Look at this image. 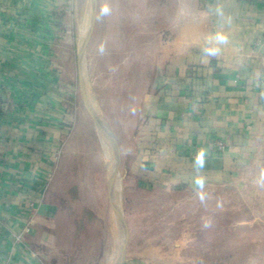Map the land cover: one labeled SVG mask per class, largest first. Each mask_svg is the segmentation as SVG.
I'll use <instances>...</instances> for the list:
<instances>
[{
    "label": "crops",
    "instance_id": "crops-1",
    "mask_svg": "<svg viewBox=\"0 0 264 264\" xmlns=\"http://www.w3.org/2000/svg\"><path fill=\"white\" fill-rule=\"evenodd\" d=\"M77 2L0 0V264H80L75 227L101 221L83 203L84 172L60 168L75 155L66 58L82 36ZM144 2L159 19L150 32L173 36L142 97L129 177L144 188L236 185L258 204L237 223H264V0ZM129 241L117 264H173Z\"/></svg>",
    "mask_w": 264,
    "mask_h": 264
},
{
    "label": "rangeland",
    "instance_id": "rangeland-1",
    "mask_svg": "<svg viewBox=\"0 0 264 264\" xmlns=\"http://www.w3.org/2000/svg\"><path fill=\"white\" fill-rule=\"evenodd\" d=\"M76 5L73 31H81L82 36L80 40L77 37L66 58L67 71L76 88L75 155L62 161L60 168L84 172L83 203L94 206L101 219L95 229L98 242L91 241L79 263H116L122 248V231L117 224V203L122 197L130 238L173 264H193L198 256L207 261L205 264H213L208 262V256L214 249V239L218 264H245L247 257L246 264H264V249L260 251L264 227L251 235L236 230L230 239L218 234L214 238L216 230L220 233L219 224L227 208L243 213L258 211V204L248 194H242L238 186H217L214 191L207 187L180 190L177 185L144 188L129 177L128 151L139 136L142 97L156 69L159 45L173 35L150 32L159 19L145 17L144 0H78ZM130 13L133 17H128ZM92 22L91 36L84 46ZM108 129L115 136L121 156L118 173V152L113 141L108 166L113 171L110 173L115 193L117 187L120 189L117 201L112 193L111 200L109 196ZM61 180L62 187L71 181Z\"/></svg>",
    "mask_w": 264,
    "mask_h": 264
},
{
    "label": "trees",
    "instance_id": "trees-1",
    "mask_svg": "<svg viewBox=\"0 0 264 264\" xmlns=\"http://www.w3.org/2000/svg\"><path fill=\"white\" fill-rule=\"evenodd\" d=\"M178 189H182L183 188V185H178L177 186ZM86 214H88L86 211L84 212ZM241 212L239 211H234L233 208H227L225 211H224V219L222 221V223L219 224L220 228H219V232L220 233H217V230L215 232V236L214 238H216V235L218 234L220 237H225L226 239H230V237H234L233 235H236V230L240 231V230H243V231H248L249 233H247L248 235H251L252 231L253 232H259L260 231V228H263L264 227V223H254L253 225H248V224H238L237 221H238V218L241 217ZM222 216V217H223ZM76 229V237L80 240V241H84L82 242V248H78V252H77V256H80L82 257L83 256V252L87 249L86 247L90 245L91 241L96 237L98 236L99 234H97V231L95 230L96 227L95 226H91V225H76L75 227ZM255 242V241H254ZM252 242L253 245H255V243ZM257 244L258 242H261V241H256ZM80 244V243H79ZM213 244L214 245V249L212 248L211 250V253L209 254L208 256V262L209 263H213V264H218V256H216L218 253H217V250H216V239H214L213 241ZM85 247V248H84ZM213 247V245H212ZM261 250L260 251H263L264 249V239L262 240V243H261ZM211 249V247L209 248ZM79 257V258H80ZM248 257L246 258V263H248ZM207 261L203 258H201V256H198L197 260H194L193 264H205Z\"/></svg>",
    "mask_w": 264,
    "mask_h": 264
},
{
    "label": "bare ground",
    "instance_id": "bare-ground-1",
    "mask_svg": "<svg viewBox=\"0 0 264 264\" xmlns=\"http://www.w3.org/2000/svg\"><path fill=\"white\" fill-rule=\"evenodd\" d=\"M89 29H90V26H89ZM89 29H88V31H89ZM87 31V32H88ZM86 76L85 77H87V74H85ZM87 79H88V77H87ZM94 104H96V102L94 101ZM97 112L98 113H100L101 115H102V113L100 112V111H98V109H97ZM98 127H99V129H100V131H101V133H102V136L104 137V133H103V130H102V128H101V125L100 124H98ZM108 133L110 134V132H109V129H108ZM112 149H113V140H112V138L108 135V147H107V155H106V162H107V169H108V176H109V179H110V181L113 183V185H112V190H111V193L113 194V196H114V198H115V200H116V198H117V196L120 194V189L117 187V192L115 193V186H114V181H113V178H112V176H111V173H110V171H112V170H110L109 169V166H108V158L110 157V156H112ZM111 167V166H110ZM113 172V171H112ZM112 174H116V170L114 171V173H112ZM113 175V176H114ZM117 201V200H116ZM116 203V202H115ZM114 205V204H113ZM116 205V204H115ZM117 205H118V213H117V216H118V220H117V224H118V227L120 228V230L122 231V248H121V253H122V250H123V247H124V245H125V243H126V240H127V236H126V222H125V219H124V210H123V201H122V197L120 198V200H119V202L117 203ZM115 214V213H114ZM121 253L119 252V257H118V259H117V261H116V263H118L119 261H120V258H121Z\"/></svg>",
    "mask_w": 264,
    "mask_h": 264
},
{
    "label": "water",
    "instance_id": "water-1",
    "mask_svg": "<svg viewBox=\"0 0 264 264\" xmlns=\"http://www.w3.org/2000/svg\"><path fill=\"white\" fill-rule=\"evenodd\" d=\"M92 27H93V22H92V26L90 27V30H89V32H88V35H87V37H86V41H85V45H84V46H86V44H87L88 41H89V38H90V36H91V32H92ZM93 117H94V116H93ZM94 119H95V118H94ZM108 135L112 138V140L114 141V143H115V145H116V148H117V152H118L117 172L120 173V161H121V156H120L119 145H118V143H117V141H116L115 136H114L113 133H110V134L108 133ZM112 185H113V183L110 181V183H109V196H110V200H111V190H112ZM125 225H126V231H127V240H126V243H125V245H124V247H123V250H122V253H121L120 263L123 261L125 255H126L127 245H128L129 240H130V231H129L128 225H127V224H125Z\"/></svg>",
    "mask_w": 264,
    "mask_h": 264
},
{
    "label": "built area",
    "instance_id": "built-area-1",
    "mask_svg": "<svg viewBox=\"0 0 264 264\" xmlns=\"http://www.w3.org/2000/svg\"><path fill=\"white\" fill-rule=\"evenodd\" d=\"M218 146H219L220 149L224 150V149L226 148L227 145H226L225 142H223V141H219ZM27 230H28V228H27Z\"/></svg>",
    "mask_w": 264,
    "mask_h": 264
}]
</instances>
